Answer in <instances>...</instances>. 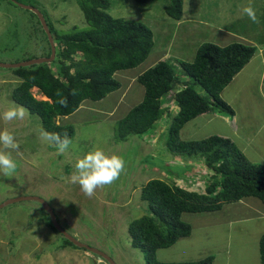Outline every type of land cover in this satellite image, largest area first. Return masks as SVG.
I'll list each match as a JSON object with an SVG mask.
<instances>
[{"label": "rangeland", "instance_id": "obj_1", "mask_svg": "<svg viewBox=\"0 0 264 264\" xmlns=\"http://www.w3.org/2000/svg\"><path fill=\"white\" fill-rule=\"evenodd\" d=\"M81 1L0 0V64H21L35 59L51 57L52 48L44 28L45 25L48 30L52 27L50 34L56 46V55H58L62 48L60 41L56 39V35L68 32L75 25L83 28L87 26L85 15L80 8ZM171 2V0H148L146 4H139L137 0H111V7L107 11L111 16L141 21L151 29L154 35L152 54L139 67L128 70V73L138 74L142 70L144 72L147 71L153 56L157 55L156 53L160 49L165 50L170 43L169 51H173L171 52L173 58H166L165 61L174 66L175 70H178L179 76L181 75L183 80L188 81L189 78L187 75V77L185 76L180 61L191 62L200 44L212 41L213 36L221 35L219 30L222 29L230 30L232 33L251 35L250 39L256 42L257 48H264V0H184L182 18V21H185L184 23H178V21L166 14L165 9L172 4ZM248 5H251L255 10L258 18L257 23L252 22L242 11ZM29 8L37 10L39 14L31 9L29 10ZM39 15H41L43 21ZM189 21L192 22L188 23ZM191 31H194L195 39L191 38ZM236 42V40H230V43ZM220 44L222 45V43ZM59 57L57 58L59 59ZM76 59H79V57ZM52 62L50 63L51 68L54 65ZM52 70H54V67ZM125 74V71H120L116 75L117 78L123 81V85L126 82ZM129 74H127L128 78ZM0 75H6L4 77L11 78L14 75V71L0 67ZM19 82L20 80L15 78L8 84L0 83V113L9 108L8 104L10 107L13 104L18 105L11 99L10 94L19 86ZM136 86L139 87L140 85L137 83ZM256 87L255 85L254 88ZM141 88L143 87L141 86ZM134 90L130 93H134ZM198 91L201 95L207 96V93L201 87H198ZM32 94L37 100L45 101V97L38 90L33 89ZM137 95L135 94V96ZM143 96L142 93H140L139 97L132 98L129 96V106L123 111L117 109V118L114 116L115 113L111 111L112 105L118 102V98L113 96H107L106 104L102 105V107H105L109 104L107 117L103 118L104 120L98 117V115L103 117L106 114L102 113L103 109L101 111V108L97 110L98 112H94L97 115H94L93 118L98 117L100 119H97L98 121L95 119L94 122L91 120L80 122V118L86 116L85 113L75 116L74 118L76 119L68 117L58 118L57 123L65 125L70 122H80L78 124H70L75 127L76 135L67 149L69 152L66 150L63 153L64 163L57 165L59 159L55 155L58 153H42L43 149L40 150L41 163L43 165L42 171L36 169L38 168L36 166L35 170L37 172H31L30 170L26 172L24 168L27 165L22 166L21 162L14 159L18 169L16 168L13 177L8 178L0 174V205L11 199L28 196L43 199L51 208L60 205L66 210L67 216L72 221L76 220L77 227L82 224V228H85L79 230L82 232L80 234L82 243L104 252L116 264H147L145 253L140 249L132 248L131 237H129L130 234L128 232L131 222L152 212L150 204L142 201L141 195H139L146 181L149 179H161L171 185L174 183L177 186H181V188H186L185 190H202L203 194H205L208 182L211 181L210 179H212L214 174L209 170L202 171L203 169L206 170L205 161L202 158H196L194 162L190 161V163L184 158L172 157L171 159H166L161 156L159 152L168 154L166 141L172 126V119L175 116V114L172 115L171 113L170 116L168 111L163 116L166 118L165 123L162 126H158L157 123L152 132L149 133L151 134L150 139L148 135H133L122 141L121 139H113L115 123L127 115L126 111L130 107L133 108L139 104L143 100ZM121 104L122 102L118 106ZM175 112L178 113V110L176 109ZM221 112L217 111L219 114L223 113ZM32 120L35 122L34 124ZM39 121V117L35 115L28 116L25 119V124L30 126L33 124L37 125V128H42V124ZM5 123L20 125L21 129L24 124L23 120L5 122L0 119V130L6 128ZM189 124V127L199 125V121L191 120ZM163 127H165L164 131L159 134L161 142L156 145V142H153V138ZM200 127H203L198 133V137L201 140L217 136L211 135V127L204 126V124ZM180 138L187 139V136L180 132ZM23 141V147L27 153H31V150L44 143L37 136L27 137L26 134ZM54 146L49 149L53 150ZM93 147H99L105 152L108 151L107 153L109 154H116L123 158L125 168L118 180L102 189H97L92 197L86 196L78 184H73L70 189L55 184L60 182L63 185L65 181L68 182L65 178L71 175L67 174L72 167L70 163L74 162L73 164H75L77 157L83 156ZM27 159L30 160V157H27ZM49 159L52 161L48 163ZM58 166H60L61 170H58L55 176L61 179H57L54 183L48 177H50L51 173L57 171ZM200 166L203 168H200ZM185 167L188 168L186 170L187 179L194 181L195 185L188 182V180L183 182L182 179L176 178L178 173H184ZM28 168H33V166L28 165ZM44 173L50 174L47 176L43 175ZM30 175H33L34 179L31 180L33 177ZM186 175L181 177L186 178ZM12 180L15 183L22 184L19 186L13 184L12 186ZM135 185L141 186L138 187V190L133 191ZM120 196L125 197L120 199ZM129 196L131 202L127 207L122 206L126 202L124 199H128ZM36 205L40 206L39 203L34 201H22L0 208V264H43L40 254L36 253L60 248L63 243L62 235L56 232L55 240H52L54 237L53 232L44 225L45 220L50 226L51 218L43 209L44 207L40 206L43 212L40 213ZM55 213L64 229L66 231L70 230L71 234L76 235L78 230L73 228L71 230L67 227V223L62 221L61 212L56 209ZM196 216L198 215L186 213L183 215V219L188 224L196 225ZM199 216L214 218L216 215L214 213H203ZM95 224L99 229L95 227ZM182 247L183 240L178 247L158 250L157 259L166 263L191 260L193 253L186 254L182 252ZM76 251L79 252V255H76L77 264H108L103 258L96 257L85 249ZM66 252H62L63 257L69 255V252ZM34 256L38 259L34 258ZM66 264H71V261L69 260ZM74 264L76 263L74 262Z\"/></svg>", "mask_w": 264, "mask_h": 264}, {"label": "trees", "instance_id": "obj_2", "mask_svg": "<svg viewBox=\"0 0 264 264\" xmlns=\"http://www.w3.org/2000/svg\"><path fill=\"white\" fill-rule=\"evenodd\" d=\"M147 1L137 0V3L146 4ZM171 1L165 9L166 14L181 21L184 0ZM110 7L111 0H82L80 8L87 26L75 25L68 32L56 35L62 49L56 55L60 60L55 57L52 62L55 66L51 68L50 64L41 63L12 69L22 80L12 94L13 101L39 117L43 130L61 136L66 133L72 141L76 135L75 127L59 125L57 119L74 114L84 101L101 102L120 90L122 84L115 75L137 68L152 54L154 35L151 29L141 21L114 18L107 12ZM255 53L256 48L241 43L225 47L203 43L197 49L194 61H180L189 81H182L174 66L164 60L138 77V82L145 88L144 99L115 123V138L122 141L132 135L150 133L169 111L164 105L174 98L180 111L172 119L167 150L173 155L204 159L206 169L214 174L205 194L185 190L161 179H152L143 187L141 200L150 204L152 212L130 224L129 237L132 245L145 253L147 264H214L213 255L199 261L161 262L157 259V251L171 248L192 235V226L182 219L186 213L220 211L224 205L248 197H255L264 204V166L250 162L230 139L213 136L201 141H183L180 138L184 126L203 114L219 109L233 114L221 93ZM178 84L183 89L174 93ZM35 87L49 101L37 100L31 92ZM198 87L208 97L201 95ZM73 89L77 90L75 96L71 94ZM57 90L66 97L67 107L57 103ZM185 173L186 170L176 176L180 178ZM50 226L61 233L52 221ZM61 235L63 245L81 249ZM259 240L261 264H264V235Z\"/></svg>", "mask_w": 264, "mask_h": 264}, {"label": "crops", "instance_id": "obj_3", "mask_svg": "<svg viewBox=\"0 0 264 264\" xmlns=\"http://www.w3.org/2000/svg\"><path fill=\"white\" fill-rule=\"evenodd\" d=\"M182 20L178 21V23L185 22ZM190 22L192 21H189L188 23ZM191 33H192L191 38L195 39L196 37H195L194 31H191ZM219 33H221V35L213 36L212 41H209L207 43H213L218 46L225 47L230 44H233V43H230V40H236L237 41L236 43H241L243 45L256 47V53L254 57L252 58V60L248 62L246 67L238 75L234 77L233 81L221 93L222 100L233 110V114L223 115L226 113H222L221 109H219L214 112L203 114L197 117L194 120L199 121V125L189 127L190 124L188 123L189 125L187 124L181 131V133H183L184 136L185 135L187 136V139H182V140L183 141H189L192 139L194 141L201 140L198 137V133L203 128L200 126L204 124V126L211 127V131H212L211 135H217L219 137H223V138L225 137L227 139H230L245 154V156L249 159L250 162L256 165L264 166V48L258 49L256 42L250 39L251 35L232 33V31L227 30V29L219 30ZM203 43H201L200 45H202ZM220 43H222V45ZM168 45L169 46L166 47L165 50L160 49L159 52L156 53L157 55L153 56L151 63L147 67V69L152 68V66H155L161 60L165 61L166 58H169V59L173 58V56L171 55L172 54L171 52L173 51L171 52L169 51V47H171L170 43ZM196 52L197 51H195V53L193 52L194 57L192 61H194L195 59ZM143 72L144 70H142L138 74L131 73V72H129L130 73L129 74L127 71H125L126 82L124 83V85L122 84L123 81L117 78L116 76L117 74L115 75L116 79L119 80V82H121L122 84L120 90L109 95V96L118 98V102L112 105V110H111L113 113H115L114 116L116 118L118 117V113L116 111L117 109H119L120 111L121 110L123 111L126 109L127 106H129V103H128L129 96H131L132 98L139 97L140 93H142V96L145 95V88L140 83H138V81L136 80L137 77ZM175 72L179 76L178 70H175ZM127 74L130 75L129 78L127 77ZM4 76L6 75H0V83L2 84H8L11 81H13L15 78H18L20 80V82L18 83L19 85L22 83V80L18 76H16L15 73L14 75L11 76V78H8V77L6 78ZM179 77L182 79L181 75ZM188 78L190 79V77ZM182 81H185V80L182 79ZM137 83L140 85L139 87L136 86ZM255 85L257 86L256 88H254ZM141 86L143 88H141ZM136 88H139V89H136ZM33 89L38 90V92H40V94L43 97H45L38 88L35 87ZM133 89H135L133 91L134 93L131 94L130 92ZM12 94H10L11 99H12ZM135 94H138V95L135 96ZM205 97H208V96H205ZM143 99H144V96H143ZM105 100L107 99L105 98L103 101H101V104L100 102H92L89 100L84 101L81 104L80 108L74 114L67 116V117L70 119H73L75 116H79L81 113H85L86 116L83 118H80V122L82 121L86 122L87 120H91L92 122H94L95 119L96 121L103 119L107 117V112L109 110L108 109L109 104H107L105 107H102L103 104H106ZM209 100L213 101L212 98H209ZM45 101H49L47 97H45ZM120 102H122V104L118 106ZM96 103H99V104H96ZM8 107H10L9 104H8ZM100 108H101V111L103 109L102 113H106V114L103 115V117L101 115H98L100 119L98 117H95L94 119L93 118L94 115H97L94 112H98L97 110ZM133 108L130 107V109H128V111L126 112L128 113ZM217 111L219 113L221 112L222 114L217 113ZM28 116H33V115H31L29 111L27 110V115L23 119L24 124H23L22 129L20 125L17 126L15 124L11 125L10 123H5L6 128L15 136L17 142L19 143L18 150H10L12 152L13 158L21 162L22 166L27 165V167L24 168L26 172L29 170L31 172L32 171L37 172V170H35L36 166H38V168L36 169H38L39 171H42L43 165L41 163L42 158L40 157L41 156L40 150L42 149H43L42 153H45V152L46 153L47 152L58 153L57 155H55V157L59 159L57 165H59V163L61 164L64 163L63 154L58 152L56 146H54L53 144L41 138L40 130L43 129V127L37 128L38 127L37 125L36 126L33 125L35 123L33 120H32L33 122L32 126L25 124V119L28 118ZM63 118H66V117H63ZM165 119L166 118L161 119L163 121V124L166 121ZM40 122L41 121H39V123ZM78 123L70 122L66 125L78 124ZM58 124L65 125L62 123L60 124L59 122ZM164 129L165 127L161 128L159 133L155 134L157 137L153 139V142H156V145L160 144L161 140H160L159 134L162 133ZM25 134L27 135V137L37 136L38 138H40L41 142L44 141V143H42L39 147H36L33 150H31L32 151L31 153H27L23 147L24 145L23 139L25 137ZM113 135H114L113 139H115V133ZM146 135H148V137L151 136V134H146ZM146 135H140V136H146ZM51 146H54L53 150L49 149ZM159 153H161V156L165 157L166 159H171L172 157L173 158L176 157V158H184V160L187 159L188 162L190 161L194 162V159L187 158L182 155H173L169 151H168V154L162 153V152H159ZM27 157H30V160H28ZM51 161L52 160L49 159L48 163ZM73 163H70L72 167L70 168L69 173L66 170L68 175L72 174V172L74 171ZM28 165H32L33 168L29 169ZM187 169L188 168L185 167L184 171ZM58 170H61L60 166L57 167V171L51 174L44 173L43 175L48 176L50 174V177H48L50 178L49 180L50 181L52 180L55 183L57 179H61L55 176ZM46 172L48 171L46 170ZM186 174L187 173H185V175ZM30 176L33 177L31 178V180L34 179L33 175H30ZM178 179H182L183 182H186L188 180V182L194 184L193 183L194 181L187 179V175H186V178L181 177ZM151 180L152 179H149L148 181H146V184L143 187H145L147 183ZM24 182L26 181L24 180ZM64 183L65 184L63 185L60 182L55 183V184H58L60 187H63V188L68 187L69 189L73 185L72 183L66 182V181ZM13 184L14 185L17 184L19 186L22 183H15L12 180V186ZM139 186L141 185H135L133 191L138 190ZM142 189H141V192H142ZM62 191L64 193L63 189ZM193 191L199 194H203L202 190L196 189ZM130 196L128 199L127 198L124 199L126 200V202H124L123 205L121 204L122 206H125V207L128 206V204L131 202ZM124 197L120 196L119 198L123 199ZM113 205H115V203H113ZM40 206L36 205L39 212L43 213L40 209ZM52 209L54 213L56 209L61 212L62 221L67 223L68 228H70L71 230L73 228L78 231L76 235L71 234L69 232L70 230L66 231L64 227L61 225V222L58 221V218L56 216L60 227L64 231H66L67 234L70 233L79 242H81L80 234H82V232H80L79 230L85 229V228H82V224L77 227L76 220L72 221V219L67 216L66 210L60 207V205L58 207L54 206L52 207ZM210 213H214L216 216L214 218L207 217V216L202 217L199 215L203 213H196V215H198L195 217L196 225L194 224L192 225V223H189L193 228L192 235L190 237L179 240L180 242L183 240V247L181 248L182 252H185L186 254L193 253L191 260H188L187 262L199 261L210 255H213L215 257L214 264H261L260 240L259 239L264 235V204L262 203V201L255 197H248L236 203L226 204L220 211L208 212L204 214H210ZM94 215L96 216V214ZM40 219L43 220L42 218ZM44 225L48 227L51 230V232H53L54 237L52 240L54 241L55 235L57 233L52 229L51 226H49V224L45 220H44ZM95 227H96V224H95ZM96 228L99 229L98 227ZM73 232L76 233L75 231ZM128 232H129V229H128ZM179 241L173 247H178L180 243ZM132 248L139 249V248H135L133 245H132ZM76 250H78V248L74 246L61 244L59 249H54L53 251H50V250L41 251L36 254H40V258L43 261L42 262L43 264H46V262L47 264H66L69 262V260L71 261V264H74V262L77 264L78 262H77L76 255H79V252ZM64 251H67L66 253L69 252L68 253L69 255H66L65 257H63L62 252ZM73 252H75V254H73ZM34 258L36 257L34 256ZM60 258L61 260H59Z\"/></svg>", "mask_w": 264, "mask_h": 264}, {"label": "clouds", "instance_id": "obj_4", "mask_svg": "<svg viewBox=\"0 0 264 264\" xmlns=\"http://www.w3.org/2000/svg\"><path fill=\"white\" fill-rule=\"evenodd\" d=\"M242 11L244 14L247 15V17L252 22H254V23L258 22L256 12L251 7V5L245 6L242 9ZM254 48H256V47H254ZM47 64H50V63H47ZM149 69H151V68H149ZM145 72H143V73H145ZM142 74H140V75H142ZM138 77L136 79L137 81H138ZM182 89H183L182 85L178 84L176 87V90L173 92L174 93L179 92ZM55 94L58 97L57 103L63 107H67V99H66V97H63L62 92L60 90H57V92ZM71 94L73 96L77 95V90L73 89ZM164 106L169 108L168 113L170 116H171V114L172 115L175 114V116L177 115V113L175 112L176 109L178 110V112L180 111V108L177 104V101H176V99L174 100V98L171 99L170 102H167ZM26 115H27V110L25 108H23L22 106H18V105L13 104L11 107L7 108L2 113H0V119H2L5 122H11L14 120H23ZM162 125H163V121L161 120L158 122V126H162ZM144 135H146V134H144ZM40 136L45 141H48L49 143L54 144L56 146L58 152L61 154H63L69 148L70 144L72 143L66 133L63 136H61V134H59V133L48 132V131L41 129L40 130ZM138 136H140V135H138ZM155 137H157V136H155ZM149 139H150V137H149ZM18 149H19V143L17 142L15 136L7 128L0 130V174H2L4 177H8V178L13 177V175L16 171V168H17V163L14 160V158L12 156V152L10 150H18ZM124 168H125V161L123 160L122 157H120L116 154H108L103 149H101L99 147H93V149L86 152L83 156L77 157L76 162L74 164V171L72 172L70 177H66L65 179L72 184H78L86 196L92 197L95 195L97 189H102L105 186L111 185L116 180H118L121 173L124 171ZM206 171H207V169H206ZM179 187H181V186H179ZM183 189H185V188H183ZM81 249H83V248H81ZM86 251H88V250H86ZM88 252H90V251H88ZM93 255H95V254H93ZM95 256L98 257L97 255H95Z\"/></svg>", "mask_w": 264, "mask_h": 264}, {"label": "water", "instance_id": "obj_5", "mask_svg": "<svg viewBox=\"0 0 264 264\" xmlns=\"http://www.w3.org/2000/svg\"><path fill=\"white\" fill-rule=\"evenodd\" d=\"M30 9L32 11L38 13L37 10L29 8V10ZM39 16H40L41 20L43 21V18L41 17V15H39ZM44 25H45V23H44ZM44 28H45V30L47 32L49 41L51 43V48H52L51 57L42 58V59H35V60H31V61H28V62H25V63H21V64H0V67H4V68H7V69H19V68H26V67H30L32 65L41 64V63H51L54 60V57H56V47L54 45V41H53V38H52V36L50 34V31L47 29V26L45 25ZM22 201H34V202H38L39 204H41L44 207V209L48 212L49 216L51 217L53 225L61 232L60 234H63L65 236V238H67L68 240H71V242L75 246L90 251L91 253L97 255L98 257L103 258L104 260H106L109 264H115L114 261L108 255H106L105 253H103V252H101L99 250H96V249H94V248H92L90 246H87L85 244H82L75 237H73L71 234H67V232L64 231L60 227L53 209L41 198L34 197V196L19 197V198H15V199H11V200L6 201L4 204L0 205V208H3L5 206L13 204V203L22 202Z\"/></svg>", "mask_w": 264, "mask_h": 264}, {"label": "built area", "instance_id": "obj_6", "mask_svg": "<svg viewBox=\"0 0 264 264\" xmlns=\"http://www.w3.org/2000/svg\"><path fill=\"white\" fill-rule=\"evenodd\" d=\"M200 168H203L202 166H200ZM202 171H206L205 169L204 170H202ZM206 173V172H205Z\"/></svg>", "mask_w": 264, "mask_h": 264}, {"label": "bare ground", "instance_id": "obj_7", "mask_svg": "<svg viewBox=\"0 0 264 264\" xmlns=\"http://www.w3.org/2000/svg\"><path fill=\"white\" fill-rule=\"evenodd\" d=\"M252 4V3H251Z\"/></svg>", "mask_w": 264, "mask_h": 264}]
</instances>
